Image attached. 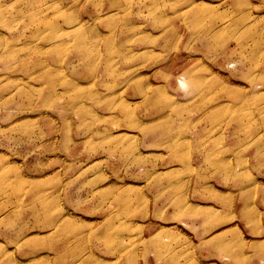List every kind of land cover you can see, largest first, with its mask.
Instances as JSON below:
<instances>
[{"label":"rangeland","instance_id":"374dc122","mask_svg":"<svg viewBox=\"0 0 264 264\" xmlns=\"http://www.w3.org/2000/svg\"><path fill=\"white\" fill-rule=\"evenodd\" d=\"M0 10V264H264V0Z\"/></svg>","mask_w":264,"mask_h":264},{"label":"bare ground","instance_id":"6f19581e","mask_svg":"<svg viewBox=\"0 0 264 264\" xmlns=\"http://www.w3.org/2000/svg\"><path fill=\"white\" fill-rule=\"evenodd\" d=\"M88 1H90V0H88ZM2 12L3 11H1L0 10V17H3L4 15H6V14H3L2 15ZM58 16V15H57ZM47 19L48 20H46V23H45V28H46V30L51 34V35H55V34H57L58 32H59V28H58V26L53 22V21H51L52 19H51V16H49V18L47 17ZM106 19H108L110 22H113L115 19H116V13H109L107 16H106ZM70 22H72V21H70ZM73 23V22H72ZM80 23H78V25H79ZM12 26V23L11 24H8V27H11ZM73 26H74V24H73ZM77 26V25H76ZM77 31V30H80V28L78 27H76L75 28V26L74 27H72V30H70L71 32L72 31ZM212 37H213V39H212ZM215 39H218V35L217 34H213V35H211V43L210 44H212V42L215 40ZM209 42V41H208ZM209 45V44H208ZM8 51V50H7ZM78 51L79 52H84L85 53V55L86 56H89L90 54H92V52L91 53H89V51H90V48H89V46H88V42H84L83 44H82V46H80V48L78 49ZM11 56H14V51H8V52H3V53H1V57H11Z\"/></svg>","mask_w":264,"mask_h":264}]
</instances>
